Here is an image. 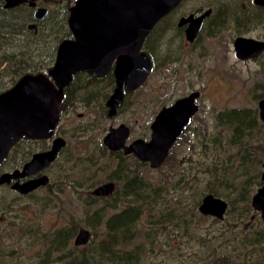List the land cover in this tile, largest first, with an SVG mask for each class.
I'll return each instance as SVG.
<instances>
[{"label":"rangeland","instance_id":"1","mask_svg":"<svg viewBox=\"0 0 264 264\" xmlns=\"http://www.w3.org/2000/svg\"><path fill=\"white\" fill-rule=\"evenodd\" d=\"M242 2L249 0H183L181 11L229 7L227 23L213 30L207 22L190 45L176 28L157 25L155 47L146 43L153 69L113 117L101 102L93 104L92 115L78 117L82 105L66 115L61 127L71 142L82 136L100 139L109 125L121 121L129 125L130 138L149 136L162 105L201 90L199 109L161 165L128 161L140 178L137 184L117 182L115 198L94 200L87 193L90 183L108 179L115 170L102 156L99 162L83 158L74 165L70 150L49 172L58 193L42 189L20 195L0 184V264H264V216L251 203L264 170V120L258 110L264 98V52L239 60L231 40L235 32L264 38V9L251 3L240 19ZM50 6L54 14L58 5ZM11 39L26 45L20 50L19 76L35 69L42 55L27 58L34 37L13 32ZM12 164L10 156L2 168ZM87 169H95L92 178L84 177ZM206 193L227 202L222 218L199 210ZM81 227L89 236L77 244Z\"/></svg>","mask_w":264,"mask_h":264},{"label":"water","instance_id":"2","mask_svg":"<svg viewBox=\"0 0 264 264\" xmlns=\"http://www.w3.org/2000/svg\"><path fill=\"white\" fill-rule=\"evenodd\" d=\"M21 0H6L9 5ZM179 0H76L68 15L72 38L64 39L58 49L53 67L44 73H25L9 88L0 93V163L4 160L13 141L22 135L41 137L50 135L58 121V102L61 88L71 80L72 73L86 70L95 75L103 74L115 59L117 87L108 103L113 110L122 101V89L135 88L151 69L149 55L140 51L142 41L157 19L169 11ZM264 4V0H255ZM210 9L181 18L190 20L186 37L192 40L204 17ZM236 54L247 58L264 49V41L252 37L238 36L235 39ZM60 89H56L52 81ZM198 90L177 97L171 104L163 105L151 121L148 139L136 138L125 145L128 127L125 123L111 126L104 141L113 148L124 146L139 158L158 166L167 156L169 148L179 134L187 127L191 116L198 109ZM261 118L264 120V98L259 99ZM60 146V139L54 140L51 150L38 152L23 165L22 173L36 171L45 164ZM41 164V165H42ZM264 166V163H263ZM36 167V168H35ZM18 173L5 172L3 181ZM262 183L252 195V206L264 216V170ZM42 179V178H41ZM41 179L27 180L20 186L26 190ZM112 182L98 185L93 191L107 194L112 191ZM227 202L214 193H206L199 204L203 214L222 218ZM253 217V215L251 216ZM247 223L245 224V227ZM89 232L81 227L75 243L87 240Z\"/></svg>","mask_w":264,"mask_h":264},{"label":"flooded vegetation","instance_id":"3","mask_svg":"<svg viewBox=\"0 0 264 264\" xmlns=\"http://www.w3.org/2000/svg\"><path fill=\"white\" fill-rule=\"evenodd\" d=\"M75 1L76 0H74V2ZM182 1L183 0H179L175 6H173L169 11H167L161 17H159L155 22V24L151 27L149 32L144 37L140 51H144L149 55L151 60V69L147 74V76L145 77V79L135 88H125L123 86L122 89L123 95L120 105H118L112 110L111 105L108 103V100L110 99L111 95L115 91V88L117 87V78L114 70L115 59L112 60L108 69L101 75H95L86 70H78L72 73L71 80L61 88L62 93L60 100L58 102L59 118L54 126L53 132L50 135L41 136V137L22 135L16 138L15 141H13V143L9 147L4 160L0 163V184H8L12 189L17 191L20 195H26L32 193L34 194L36 193L37 190L42 191V189L44 190L48 189V191L52 192L54 190V186H53V182L50 179L49 172L51 169L54 168V165L61 159V155L64 152L66 153L68 150H70L71 152L68 158L73 159L74 165L79 164L80 159L83 158L85 160H90L94 162L100 160L102 156L105 157L104 161L106 166L111 165L112 170H115L113 175L108 179L102 182L95 180L90 183L89 186L90 189L87 191V193L88 195H91V197L94 200H99L101 198L103 199L115 198L117 196V192H116L117 182H119L121 186H123L124 183H128L130 185L138 183L140 178H138V176H136L135 173H133L136 171V169L131 168L128 165L129 164L128 161H130V159L135 160L137 166L145 163L150 164V162L148 160H143L139 158L133 151H126L124 146H121L119 148H113L110 147L104 141V137L111 126H118L120 123H125V122L121 121L118 124L113 123L109 125L108 128L105 130L104 134L100 137V139H99V135L96 137V139H92L87 136L85 137L82 136L81 138H79V140L73 139L72 142H71V137L69 138L67 134L64 135L67 129L62 128L61 125L66 121L67 118L66 115L70 116V114L74 112L76 107H79L81 105L82 108H84V110L77 112V116L80 118H83L86 115H92L93 113L92 108L95 102H101L105 106V109L107 110V115L109 117H113L118 112L120 107L125 102L127 96H129L131 92L137 90L139 87L142 86V84L148 79V76L151 70L153 69V57L151 53L148 51V47H146V43H148L151 47L152 46L155 47V44L157 43V38L152 32L157 25L158 26L162 25V28L164 30L165 29L170 30L171 27L176 28L178 32L183 36L185 43L187 45H190V43L194 41L196 42V40L198 39L199 32L205 27L207 22L209 23V26L213 30L219 29L222 27V25L227 23V22L224 23L225 16L228 14L227 12L230 13V8L227 6L225 7L219 6L215 8L211 5H208L204 9H200V10L181 11L178 8L182 3ZM0 3H1L0 76L2 77L4 73L2 77L3 79L0 82V93H1L5 89L11 87L19 79V77L25 73H31V74L44 73L46 75L48 74V71L53 67V65L56 62L57 53L61 42L64 39L72 38V31L69 26L68 15L70 8L73 6L74 3H72V5H68V2L65 0H21L20 2H17L12 5L7 4L6 0H0ZM52 3L58 5V7L53 8L54 14H51L52 8L50 5ZM251 3L254 4L252 6L257 8L258 10L264 9V4L256 3L255 0H249L247 4L242 2L241 4L242 7L240 8L239 11L241 13H238V17L240 19H243L242 11H244L247 7H249ZM19 8H24V9L22 11L19 10L18 13L15 14L17 12L16 10H18ZM206 9H210L209 13L204 17L201 27L197 31L195 37L192 40H189L186 37V29L190 24V20L181 21V18L188 16L190 13H193L194 15L200 14ZM175 10H177V13H175ZM47 31L48 34L49 33L50 34L46 37ZM13 32L14 34L16 33L20 36L22 35L23 37H27V35L34 37V40H32V42L29 43V44H33V49H32L33 53H28V57H27L28 60H30L31 58H36V56L38 58L40 55H42L40 56L39 60H37L36 58L38 62V66L35 69L23 72L20 76H19V71H20L19 56L21 53L20 50H23V48L26 45H19V42L17 43L14 42L13 41L14 39H11V35H13ZM42 36H44L43 38L45 39L44 41L43 39H40ZM238 36L252 37L264 41V38H258L252 35L235 32L232 35L231 40L234 49V55L237 59L247 60V59L255 58L264 52L263 49L255 56H250L247 58L239 57L236 54V48L234 45L235 39ZM27 49H29V47H27ZM75 78H78V80ZM51 81L55 86V88L59 90L60 87L58 86V84L53 80ZM194 90L199 91V95L197 97L199 98V96L201 95L200 93L201 90L199 89H194ZM172 102H170L169 104H171ZM197 103L199 109L198 99H197ZM169 104H165V105H169ZM159 109L156 111V113L159 111ZM258 110L260 115L259 105H258ZM196 111L193 113V115L196 113ZM193 115L191 116L190 122L192 120ZM150 124H149V128L151 133ZM125 125L128 127V134L125 139V145L130 144V142L136 138L148 139L150 137V133H149V136L142 135V136H135L133 138H130L131 136L130 127L126 123ZM81 127H83V125ZM184 130L181 133H183ZM181 133L179 134V136L181 135ZM72 135L74 136L76 134H72ZM56 138L60 139V146L55 151L54 156L45 164L41 163L42 165L40 164V167L38 163L36 165L38 166L37 167L38 169L36 171L26 174L22 173L23 165L26 162H28L30 159H32L35 153L51 150L54 145V140ZM91 145L92 148H89ZM94 153L96 154V157H94L95 156ZM10 156L13 159L12 168L3 169L2 165L6 162V160ZM150 166L152 165L150 164ZM16 169L18 170V173L15 176L14 175L11 176L8 181H3L2 175L5 172H14ZM94 173H95V169H87L83 171L84 177L87 178H92ZM37 179H41L43 181H39L36 184L34 183L31 187L27 188L26 190H22L20 188L23 182L27 180H37ZM105 182H112L113 184L112 191L104 195L94 193L93 190L98 185L103 184ZM59 189L61 190L62 187ZM54 192L58 193L56 190H54ZM45 195L48 196L50 194L45 193Z\"/></svg>","mask_w":264,"mask_h":264},{"label":"trees","instance_id":"4","mask_svg":"<svg viewBox=\"0 0 264 264\" xmlns=\"http://www.w3.org/2000/svg\"><path fill=\"white\" fill-rule=\"evenodd\" d=\"M95 212H96V211L93 210L91 214H94ZM119 226H120V225H119ZM107 228H111L109 224H108V227H107ZM250 242H251L250 240L247 241V243H250ZM245 262H246V261H245Z\"/></svg>","mask_w":264,"mask_h":264}]
</instances>
